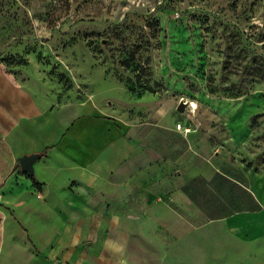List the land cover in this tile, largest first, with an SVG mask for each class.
I'll use <instances>...</instances> for the list:
<instances>
[{
  "label": "crops",
  "instance_id": "0c3cea01",
  "mask_svg": "<svg viewBox=\"0 0 264 264\" xmlns=\"http://www.w3.org/2000/svg\"><path fill=\"white\" fill-rule=\"evenodd\" d=\"M114 117L0 68V264H264L261 178L228 173L162 108Z\"/></svg>",
  "mask_w": 264,
  "mask_h": 264
},
{
  "label": "rangeland",
  "instance_id": "374dc122",
  "mask_svg": "<svg viewBox=\"0 0 264 264\" xmlns=\"http://www.w3.org/2000/svg\"><path fill=\"white\" fill-rule=\"evenodd\" d=\"M0 68L120 124L162 108L264 187V0H0Z\"/></svg>",
  "mask_w": 264,
  "mask_h": 264
},
{
  "label": "water",
  "instance_id": "95a60500",
  "mask_svg": "<svg viewBox=\"0 0 264 264\" xmlns=\"http://www.w3.org/2000/svg\"><path fill=\"white\" fill-rule=\"evenodd\" d=\"M180 109L184 108V103L182 102L179 106ZM42 155V152H34L30 154H24L20 157V164L24 171L34 172V162Z\"/></svg>",
  "mask_w": 264,
  "mask_h": 264
},
{
  "label": "trees",
  "instance_id": "16d2710c",
  "mask_svg": "<svg viewBox=\"0 0 264 264\" xmlns=\"http://www.w3.org/2000/svg\"><path fill=\"white\" fill-rule=\"evenodd\" d=\"M50 147H51V146L47 147V148L45 149L44 153H45ZM17 167H20V166L18 165ZM17 167H16V168H17ZM35 183L38 184L39 182H37V180H35Z\"/></svg>",
  "mask_w": 264,
  "mask_h": 264
},
{
  "label": "built area",
  "instance_id": "2783aa9c",
  "mask_svg": "<svg viewBox=\"0 0 264 264\" xmlns=\"http://www.w3.org/2000/svg\"><path fill=\"white\" fill-rule=\"evenodd\" d=\"M177 127L180 128L181 127V123H177Z\"/></svg>",
  "mask_w": 264,
  "mask_h": 264
}]
</instances>
